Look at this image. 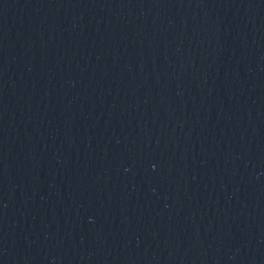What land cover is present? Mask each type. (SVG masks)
<instances>
[{"label": "water", "instance_id": "water-1", "mask_svg": "<svg viewBox=\"0 0 264 264\" xmlns=\"http://www.w3.org/2000/svg\"><path fill=\"white\" fill-rule=\"evenodd\" d=\"M0 264H264V0H0Z\"/></svg>", "mask_w": 264, "mask_h": 264}]
</instances>
